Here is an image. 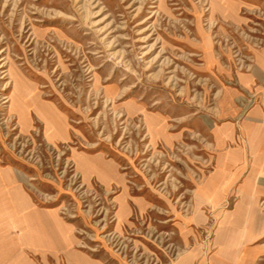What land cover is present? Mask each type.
Listing matches in <instances>:
<instances>
[{
  "label": "rangeland",
  "instance_id": "obj_1",
  "mask_svg": "<svg viewBox=\"0 0 264 264\" xmlns=\"http://www.w3.org/2000/svg\"><path fill=\"white\" fill-rule=\"evenodd\" d=\"M0 166L99 264H264V0H0Z\"/></svg>",
  "mask_w": 264,
  "mask_h": 264
},
{
  "label": "crops",
  "instance_id": "obj_2",
  "mask_svg": "<svg viewBox=\"0 0 264 264\" xmlns=\"http://www.w3.org/2000/svg\"><path fill=\"white\" fill-rule=\"evenodd\" d=\"M65 252L75 264H99L73 248L60 218L33 204L8 166H0V264H42Z\"/></svg>",
  "mask_w": 264,
  "mask_h": 264
}]
</instances>
